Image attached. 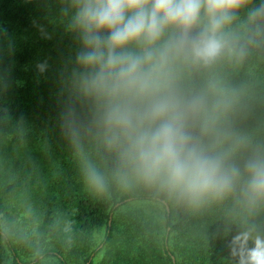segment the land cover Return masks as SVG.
<instances>
[{
  "label": "clouds",
  "instance_id": "obj_1",
  "mask_svg": "<svg viewBox=\"0 0 264 264\" xmlns=\"http://www.w3.org/2000/svg\"><path fill=\"white\" fill-rule=\"evenodd\" d=\"M59 3L79 43L59 122L85 184L99 195L109 180L85 149L91 138L114 154L125 186L142 183L194 209L231 201L243 224L230 254L264 264V140L238 126L241 91L212 71L264 39V0ZM192 70L209 73L202 86L189 83Z\"/></svg>",
  "mask_w": 264,
  "mask_h": 264
},
{
  "label": "trees",
  "instance_id": "obj_2",
  "mask_svg": "<svg viewBox=\"0 0 264 264\" xmlns=\"http://www.w3.org/2000/svg\"><path fill=\"white\" fill-rule=\"evenodd\" d=\"M60 7L59 0H0V161L10 164L14 152L18 162H52L60 177L55 192L32 198L38 206L29 213L30 227L21 225L23 209L13 203L12 185L0 186V264H94L100 246L115 237V216L136 202L120 215L127 232L136 233L125 238L111 264H237L228 244L243 218L231 201L194 209L142 183L125 186L114 175V154L91 138L85 149L109 180L103 194L85 186L59 122L68 95L64 81L79 50ZM246 20L242 11L240 22ZM42 63L44 72L37 68ZM212 71L241 91L238 126L264 140V39L249 45L243 60L225 59ZM208 75L192 70L188 80L202 86ZM37 144L41 148L32 152ZM102 230L95 248V233Z\"/></svg>",
  "mask_w": 264,
  "mask_h": 264
},
{
  "label": "rangeland",
  "instance_id": "obj_3",
  "mask_svg": "<svg viewBox=\"0 0 264 264\" xmlns=\"http://www.w3.org/2000/svg\"><path fill=\"white\" fill-rule=\"evenodd\" d=\"M40 145H35L32 152L40 149ZM35 149V150H34ZM31 153V152H30ZM11 163H3L6 161H0V186L5 184H11L14 188L13 203H16L20 209H23V217H20L21 225H27L30 227V214L35 210L38 205L34 204L33 199H37L39 196H43L46 192H55L58 186V170L54 168L52 162H43L42 160L32 162H18L19 155L17 153H11L9 156ZM4 169L7 173H4ZM86 187H88L85 184ZM89 188V187H88ZM140 202L134 203V205H124L118 214L116 219V230L113 241L106 245L100 246L101 249L94 256V264H111L114 257L125 247V238L131 233H136V229H132L131 232H127L126 220L124 221L120 215L125 212L128 213ZM122 220V222H121ZM125 222V223H124ZM24 224V225H23ZM104 230L95 233V248L100 245L103 238ZM49 264V263H45ZM160 264V263H158Z\"/></svg>",
  "mask_w": 264,
  "mask_h": 264
},
{
  "label": "water",
  "instance_id": "obj_4",
  "mask_svg": "<svg viewBox=\"0 0 264 264\" xmlns=\"http://www.w3.org/2000/svg\"><path fill=\"white\" fill-rule=\"evenodd\" d=\"M172 260H174L173 257H172Z\"/></svg>",
  "mask_w": 264,
  "mask_h": 264
}]
</instances>
